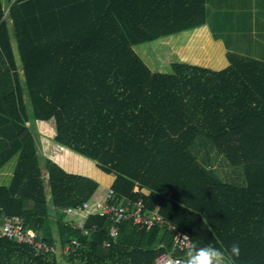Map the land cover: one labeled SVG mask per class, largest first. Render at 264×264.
<instances>
[{
  "label": "trees",
  "instance_id": "16d2710c",
  "mask_svg": "<svg viewBox=\"0 0 264 264\" xmlns=\"http://www.w3.org/2000/svg\"><path fill=\"white\" fill-rule=\"evenodd\" d=\"M199 137L244 166L245 186L200 162ZM0 171V228L58 237L71 262L186 258L165 227L130 221L106 246L113 221L94 206L112 188L228 264H264V60L213 38L206 0H0ZM54 253L0 236V264H63Z\"/></svg>",
  "mask_w": 264,
  "mask_h": 264
},
{
  "label": "built area",
  "instance_id": "2783aa9c",
  "mask_svg": "<svg viewBox=\"0 0 264 264\" xmlns=\"http://www.w3.org/2000/svg\"><path fill=\"white\" fill-rule=\"evenodd\" d=\"M116 192L114 189H110L103 200L95 204L96 209L101 215L109 216L113 221V226L109 231L111 240L106 242V246H110L112 241L116 240L119 235L118 225L124 221H130L134 225L142 229H150L154 226L165 227L172 234H174V243L176 249L180 251H187L191 248L193 243L192 235L186 230L178 227L166 219L159 210V207L155 210H150L146 207L145 202L142 199H132L128 197H121L117 202L114 201ZM88 207V203L84 202L82 205L76 207L81 210ZM73 207L65 208V211L70 212ZM82 229L85 234L89 233L91 229L85 228L83 225H77ZM96 228L94 225L92 227ZM0 236H5L9 239L15 240L18 243H26L32 245L38 253L40 252H56V247L49 244L43 239L42 235L33 229L24 228L18 220H7L0 228ZM72 243H77L73 240ZM64 251L68 253L70 251V245H68ZM184 256H175L169 252H163L160 254L152 264H169L172 260L173 264H183ZM224 264H227L224 262Z\"/></svg>",
  "mask_w": 264,
  "mask_h": 264
},
{
  "label": "rangeland",
  "instance_id": "374dc122",
  "mask_svg": "<svg viewBox=\"0 0 264 264\" xmlns=\"http://www.w3.org/2000/svg\"><path fill=\"white\" fill-rule=\"evenodd\" d=\"M262 20V19H261ZM234 19H228L229 22L224 28L217 29V36H221L225 41L229 50L238 52L244 55L252 56L261 60H264V32L255 35L251 31V27L244 25V20L237 19V25H233ZM239 23V24H238ZM264 29V25L262 26ZM11 38L14 46L15 53L17 55L19 64L21 65L18 47L15 39L14 28L11 26ZM136 50L139 52L143 58L146 59L148 63H150L149 54H152L151 62H154V58L158 55L157 52L153 51L148 43H143L135 46ZM151 49V50H150ZM147 54L148 58L144 55ZM154 57V58H153ZM156 59V58H155ZM158 61V60H157ZM151 64V63H150ZM34 121V119H33ZM32 130L38 134L36 127L32 126ZM201 143H205L201 144ZM211 150V152L207 153V150ZM194 153L197 155L198 159L201 163L204 164L203 159L210 157L211 162H213V172L223 181L229 182L238 186H245L247 184L244 166L243 165H232L225 158V156L218 151V149L210 143L205 138L199 137L197 139V143L193 148ZM15 160H12L6 165V170H14ZM1 173V171H0ZM3 179H0L2 182ZM50 196V192H49ZM58 235V231H55ZM56 252L54 253L55 258L63 264H80L78 262H71L68 259V254L64 251L65 248H62L59 238L56 240Z\"/></svg>",
  "mask_w": 264,
  "mask_h": 264
},
{
  "label": "crops",
  "instance_id": "0c3cea01",
  "mask_svg": "<svg viewBox=\"0 0 264 264\" xmlns=\"http://www.w3.org/2000/svg\"><path fill=\"white\" fill-rule=\"evenodd\" d=\"M206 8L211 34L214 39L220 40L227 50L229 48L225 41L221 36H217V29L224 28L229 23L228 19H234L233 25H237V19L244 20V25L251 27L255 35L264 32V0H206ZM47 191L50 198V190ZM224 262L227 263L225 260Z\"/></svg>",
  "mask_w": 264,
  "mask_h": 264
},
{
  "label": "clouds",
  "instance_id": "9594fccd",
  "mask_svg": "<svg viewBox=\"0 0 264 264\" xmlns=\"http://www.w3.org/2000/svg\"><path fill=\"white\" fill-rule=\"evenodd\" d=\"M231 255L235 257L240 255L239 244L232 245ZM169 264H173V261L170 260ZM183 264H224V253L211 246L197 247L193 243Z\"/></svg>",
  "mask_w": 264,
  "mask_h": 264
}]
</instances>
